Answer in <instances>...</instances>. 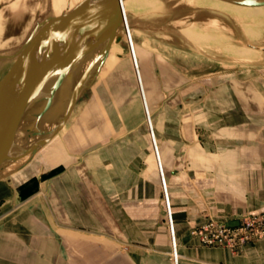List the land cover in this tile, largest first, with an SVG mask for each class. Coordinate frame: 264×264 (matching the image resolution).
Returning <instances> with one entry per match:
<instances>
[{
    "label": "crops",
    "instance_id": "crops-1",
    "mask_svg": "<svg viewBox=\"0 0 264 264\" xmlns=\"http://www.w3.org/2000/svg\"><path fill=\"white\" fill-rule=\"evenodd\" d=\"M118 57L96 93L115 106L102 128L71 126L80 145L54 139L22 181L0 176V264H264V240L234 254L190 235L264 210V73L190 77L143 55L149 129Z\"/></svg>",
    "mask_w": 264,
    "mask_h": 264
},
{
    "label": "rangeland",
    "instance_id": "rangeland-1",
    "mask_svg": "<svg viewBox=\"0 0 264 264\" xmlns=\"http://www.w3.org/2000/svg\"><path fill=\"white\" fill-rule=\"evenodd\" d=\"M159 1L160 3H157V6L153 10L140 11L136 14L127 11L128 20L134 26L131 27V29L133 30L134 28L137 32V34L133 36L136 44H130L122 40L119 45H115L114 42L111 43L108 55L99 71L96 72L95 75L94 67L92 68L91 80L89 81L87 89L81 94L67 120L63 123V126L51 141L55 139L54 142L58 143L59 146L68 145L76 147L80 145V140L74 132L69 131L71 126L74 128L77 125L82 133H85L87 125L90 126L88 130H94L96 127L102 128V121L106 117L103 112V108H106H102V106H106V104L109 103L107 105L108 111H111V108L114 111L115 106L112 105L110 107V99L106 94L104 99L97 101L96 93L103 88L102 77L112 68L114 62L121 61V59L115 57V54L128 55L136 78L143 109L145 110L146 108L147 110L148 119H146V124L149 129L150 127L152 128V123L149 116L141 72L143 55H153L157 58L158 62L174 66L181 73H185L190 77H203L215 74L225 76L223 74H232L245 69L254 70L259 74L264 73V52L259 51L251 57H236L225 54L221 51L219 45H213L212 43H202L200 46L203 47H196L200 50L199 51L198 49L196 50L194 46H190L191 44L180 36V30L194 24L201 29L204 27V29H212L215 31V34L220 37L224 36L223 38L225 40L221 46L245 49V44H250L257 47H264V28L262 26L260 27V34H258L256 38L250 40L245 34L244 29L245 27L256 28L257 25L253 21L243 20L241 22L246 23H241L225 12L222 13V11L218 12L210 8L194 6L193 4V6H191L186 0H158V2ZM42 3L43 6H41ZM41 7L45 10L42 11ZM39 10V20L45 17V13L49 11L54 12L55 15L58 14V11L53 9L50 0H48V2H44V0H0V78L7 69L10 68L18 50L26 40H22V36L26 35L29 29L31 31V29L35 27V22L33 21ZM241 27L243 28L241 29ZM119 30H126V28L119 27L116 29L117 32ZM243 60L248 61L244 62ZM85 67L86 64L83 65V68ZM116 70L117 69H114L113 72H117ZM112 77L116 78L115 75ZM109 80L110 79H108V81ZM113 82L118 86L121 85L119 79L118 81L115 79ZM122 87H124V85ZM59 103L61 110L59 109L60 112H58V116L63 112L66 99H61ZM101 112L104 115L99 117ZM46 122L48 125L46 126V123H43L45 127H42L44 131L49 128V122ZM44 147L35 153L27 165L39 157ZM21 167H23V165H20L18 169ZM9 168L11 167L8 166L0 175L9 172ZM24 170L25 168L17 173H13L12 177H17L18 180L22 181V173H24L22 171ZM11 206L16 208L15 202H13Z\"/></svg>",
    "mask_w": 264,
    "mask_h": 264
},
{
    "label": "water",
    "instance_id": "water-1",
    "mask_svg": "<svg viewBox=\"0 0 264 264\" xmlns=\"http://www.w3.org/2000/svg\"><path fill=\"white\" fill-rule=\"evenodd\" d=\"M121 1L81 0L58 15L49 11L36 22L10 68L0 78V172L11 161L24 156H28L27 160L31 159L63 126L87 89L84 81L88 72L94 67L96 75L111 43L121 42V35L116 33L122 23L126 26ZM225 1L243 7L264 6V0ZM245 47L264 52V47L250 44H245ZM95 52L97 54L73 89L68 88L71 92L55 127L47 132L37 131L36 134L43 138L28 145L35 124L51 107L68 73ZM33 104L38 106L27 116L28 121L22 130L26 134L25 143L17 147L15 134Z\"/></svg>",
    "mask_w": 264,
    "mask_h": 264
},
{
    "label": "bare ground",
    "instance_id": "bare-ground-1",
    "mask_svg": "<svg viewBox=\"0 0 264 264\" xmlns=\"http://www.w3.org/2000/svg\"><path fill=\"white\" fill-rule=\"evenodd\" d=\"M79 1H81V0H50L51 4L53 6V9L57 10L58 14L62 13L65 9H67V7H71V6H73L75 3L79 2ZM186 1L188 3H190L191 6L194 5V6L206 7L208 9L210 8L211 10H217L218 12L219 11L220 12L222 11V13L225 12L226 14H229V15L233 16L235 19H237L240 22L243 21V20H249V21L255 22L256 25H257L256 28L245 27V29H244L245 34L247 35V37L250 40L256 38L258 36V34H260V32H261L260 27L261 26L264 28V6L263 7H243V6H237V5L228 3L225 0H186ZM44 2H48V0H44ZM157 3H160V1L159 2H158V0H122L121 1L122 12H123V16L125 18L126 26L124 25V23H122L120 27H125L126 30H119L118 32L116 31V33L121 35V40L122 41H125V42L130 43V44H136L133 36H135L137 34V32H136V30L134 28H133V30L131 29V27H134V26L128 20L127 11H130V12L136 14V13H139L140 11L153 10L157 6ZM190 4H189V6H190ZM41 6H43V3L41 4ZM41 9H42V11L45 10V9H43V7H41ZM40 10L38 11V13H37V15H36V17H35V19L33 21V22H35L34 25L39 20V12H40ZM45 14H47V13H45ZM58 14H56V15H58ZM215 22H214V24H215ZM241 23H246V22H241ZM249 25H250V23H249ZM252 25H253V23H252ZM204 28L201 29L197 25L193 24L190 27H187V28H184V29L180 30V36H182L187 42H189L191 44L190 46H194L195 48L196 47H199V48L203 47V46H200L202 43H205V44L206 43H212L213 45H219L221 51L224 52L225 54L236 56V57H251V56H254L255 54H257L259 52V51L251 50V49H249L247 47H245V49H244V48H237V47H231V46H221L223 41L225 40L223 38L224 36L220 37L217 34H215L214 30L207 29V28L204 29ZM208 28H209V26H208ZM242 28L243 27H241V29ZM122 29H124V28H122ZM32 30H33V28L31 29V31ZM31 31L29 29L27 34L22 36V40L27 39V37L30 35ZM220 32H218V33H220ZM248 38H246V39H248ZM114 44L115 45H119L120 43L116 44L114 42ZM209 48H210V46H209ZM197 49L198 48H196V50ZM210 51H212V50H210ZM215 51H216V49H215ZM95 54H97V52H95V53L89 55L88 57H86L85 59H83L81 61V63H79V65H77L75 68H73V70H71V72L68 73L67 78L65 79V82L62 85V88L56 93L51 107L44 114V116L35 124V126L33 128V134L28 140V145H31V144L35 143L36 141H39V140H41L43 138V136H40V135H38L36 133H37V131H44V130H42L43 129L42 127H45L43 125V123H46V126L48 125V123L46 121L49 122V126H48L49 128L46 127L47 130H45L44 132H47V131H49V130H51V129H53L55 127V125L57 123V120L60 117H62V115H63V112H62V114L58 116V112H60V110H61L59 101L61 99H66L67 97L69 98V94H70L69 92H71V90L73 89L74 85L81 78V76L83 75L85 70H87V68L89 67V65H90V63H91V61H92V59H93ZM119 55H121V54H115V57L117 59H119V57H118ZM245 61H248V60H245ZM84 64H86L85 68H83ZM90 76H91V70L88 72V74L86 76V79L84 81V83H85V85L87 87H88L89 81L91 80ZM72 82H73V84H72ZM71 84H72V86H71ZM68 88H70L71 90L68 89ZM36 106H38V105L37 104L36 105L33 104L31 107L29 106L30 109H28L27 112L25 113V115L23 116V119H22V121L20 123V127L18 128V130H17V132L15 134V144H16L17 147H20L22 144L25 143L26 134L22 130H23L24 125L28 121L27 116L36 108ZM146 119H148V118H146ZM46 128H44V129H46ZM57 132L47 142H45L38 149V151L42 147H44L49 141H51V139L57 134ZM27 158H28V156H24L21 159L14 160V161H11L10 163H8L3 170H5L8 166L11 167V168H9V172H7V173H5L3 175H7L9 173H13V171H16L20 165H23V166L26 165L33 157L31 159H29V160H27ZM3 175H0V176H3ZM162 194H163V197L166 195V189H165V191L164 190L162 191ZM166 197H167V195H166ZM168 211H169V208H168ZM175 247H176V242H175Z\"/></svg>",
    "mask_w": 264,
    "mask_h": 264
},
{
    "label": "built area",
    "instance_id": "built-area-1",
    "mask_svg": "<svg viewBox=\"0 0 264 264\" xmlns=\"http://www.w3.org/2000/svg\"><path fill=\"white\" fill-rule=\"evenodd\" d=\"M234 222L236 225L232 226ZM190 235L203 247H221L239 254L245 245L264 240V210L233 219H210L204 225L192 229Z\"/></svg>",
    "mask_w": 264,
    "mask_h": 264
}]
</instances>
